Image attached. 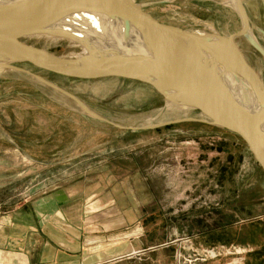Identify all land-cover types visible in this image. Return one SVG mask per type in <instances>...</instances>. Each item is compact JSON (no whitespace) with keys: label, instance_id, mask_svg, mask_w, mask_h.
Returning a JSON list of instances; mask_svg holds the SVG:
<instances>
[{"label":"rangeland","instance_id":"374dc122","mask_svg":"<svg viewBox=\"0 0 264 264\" xmlns=\"http://www.w3.org/2000/svg\"><path fill=\"white\" fill-rule=\"evenodd\" d=\"M136 1L161 24L221 35L241 30L231 0ZM241 4L249 39L239 34L235 41L264 85V55L251 42L264 50V0ZM24 39L61 55L85 52L62 36ZM14 65L19 69L0 72V212L56 187L104 191L121 211H133L121 213V222L140 223L156 245L175 244L173 256L178 248L185 254L216 248L217 257L196 264H239L250 252L247 244L195 239L262 218L264 171L240 136L190 119L198 113L176 111L138 81L76 79Z\"/></svg>","mask_w":264,"mask_h":264},{"label":"water","instance_id":"95a60500","mask_svg":"<svg viewBox=\"0 0 264 264\" xmlns=\"http://www.w3.org/2000/svg\"><path fill=\"white\" fill-rule=\"evenodd\" d=\"M236 4L241 30L221 35L161 24L136 0L1 2L0 70H18L14 64L25 62L76 79L121 77L147 84L166 105L198 113L190 119L240 136L264 171V85L235 41L237 35L247 33L248 26L241 0ZM82 14L114 21L119 39L105 45L83 40L87 51L69 56L31 45L21 37L25 31L45 32L60 17Z\"/></svg>","mask_w":264,"mask_h":264},{"label":"crops","instance_id":"0c3cea01","mask_svg":"<svg viewBox=\"0 0 264 264\" xmlns=\"http://www.w3.org/2000/svg\"><path fill=\"white\" fill-rule=\"evenodd\" d=\"M103 193L56 187L0 212V264H173L175 244L156 245L160 241L140 223L121 222V213L133 211H121ZM260 219L219 226L195 239L247 244L251 250L239 264H264V213Z\"/></svg>","mask_w":264,"mask_h":264},{"label":"bare ground","instance_id":"6f19581e","mask_svg":"<svg viewBox=\"0 0 264 264\" xmlns=\"http://www.w3.org/2000/svg\"><path fill=\"white\" fill-rule=\"evenodd\" d=\"M8 1H12V0H0V3L1 2H8ZM232 1L236 5V7H238L236 4V0H232ZM239 16H240V14H239ZM117 29H118L117 24L114 21H111L109 19H104V18L96 16V15L82 14V15H76V16L64 17V18L60 17V18H58L57 22L55 24H52L51 26H49V28H47V30L45 32H41L38 30L25 31V32H21V34H22L21 37L24 39L25 37L35 36V35L52 36L53 38H56L57 36H63V37H67L69 39H73L74 41L73 40L72 41L75 43V45H77V46L79 45L81 47V49L87 51L86 45L82 42L83 40H87L88 43H92V44L96 43V44H104L105 45V43H107V42H110V41L112 42V41L119 39L118 37H119L120 33ZM56 32L60 33V34L62 33V34L57 35ZM249 33H250V31H249ZM246 37H247V35H246ZM248 39L249 38L247 37V40ZM0 69H1V65H0ZM175 108H177V107H175ZM177 110L189 112L188 110H182L180 108H177L176 111ZM144 119H145V117H144ZM131 122H132V120H131ZM131 122L129 121V123H131ZM149 122H151V121H149ZM131 125H132V123H131Z\"/></svg>","mask_w":264,"mask_h":264},{"label":"built area","instance_id":"2783aa9c","mask_svg":"<svg viewBox=\"0 0 264 264\" xmlns=\"http://www.w3.org/2000/svg\"><path fill=\"white\" fill-rule=\"evenodd\" d=\"M191 252L192 254H185L181 248H178L174 253L176 263L177 264H196L199 261H205L206 259H208L207 257L213 258L219 255V252L216 250V248H209L208 250H205L204 252L194 249Z\"/></svg>","mask_w":264,"mask_h":264},{"label":"trees","instance_id":"16d2710c","mask_svg":"<svg viewBox=\"0 0 264 264\" xmlns=\"http://www.w3.org/2000/svg\"><path fill=\"white\" fill-rule=\"evenodd\" d=\"M260 167V166H259Z\"/></svg>","mask_w":264,"mask_h":264}]
</instances>
